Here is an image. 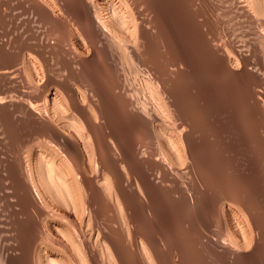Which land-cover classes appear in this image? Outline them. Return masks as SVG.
Segmentation results:
<instances>
[{"label":"bare ground","instance_id":"1","mask_svg":"<svg viewBox=\"0 0 264 264\" xmlns=\"http://www.w3.org/2000/svg\"><path fill=\"white\" fill-rule=\"evenodd\" d=\"M213 2L237 31L205 0H0V264H263L264 0Z\"/></svg>","mask_w":264,"mask_h":264},{"label":"rangeland","instance_id":"2","mask_svg":"<svg viewBox=\"0 0 264 264\" xmlns=\"http://www.w3.org/2000/svg\"><path fill=\"white\" fill-rule=\"evenodd\" d=\"M213 1H214V0H211V1H210V0H205V5H207V7L204 8L205 13H206L207 15H209L210 17H214V18L219 19V21H222V20H223V22L226 23V24H225V27L227 26L226 29H227V28L232 29V27H233V30H234V31H237V27H238V25L235 27V24H237V23H236V21H235L236 19L233 18L234 15L231 14V15H232V16H231V15L229 14L230 16H228V17H229V19H231V17H232L231 20H229L227 17H224V16H227V15H222V12H223L224 9H223L222 7H221V8H220V7H217V4L219 3V1H218V3H215L216 6H215V4H213V3H214ZM216 1H217V0H215V2H216ZM218 6H219V4H218ZM219 8L221 9L220 11H218ZM208 9H209V12H208ZM216 9H217V10H216ZM206 10H207V12H206ZM214 10H215V11H214ZM217 11H218V12H217ZM214 12H215V13H216V12H217V13H220V12H221V13H220L221 15H220V14L217 15V13L215 14ZM208 13H209V14H208ZM211 15H212V16H211ZM221 16H222L223 18H226L225 21H224V19H223ZM220 18H221L222 20H221ZM234 19H235V20H234ZM228 22H229V23H228ZM233 22H234V24L232 25ZM227 23H228L229 25H232V27H231V26H228ZM230 27H231V28H230ZM235 28H236V29H235ZM217 30H218V32L221 33V31H219V27H218V29H216V31H217ZM193 31H194V32H193ZM193 31L190 32V33H191V35H192V33H194L192 37H196L199 33H198V34L196 33L197 30H196V31L193 30ZM197 32H198V31H197ZM190 33H189V35H190ZM195 33H196V34H195ZM216 33H217V32H216ZM194 35H196V36H194ZM197 55H198V54H197ZM198 56H199V55H198ZM195 71H196V74H201V73H199L200 70H199V72H198V70H195ZM210 73H211V72H210ZM210 73H208V74L210 75ZM202 74H203V73H202ZM202 74L200 75L201 77H202ZM208 74H207V76H208ZM203 76H204V75H203ZM210 77H211L212 79H211ZM207 80H209V82H208ZM211 80H213L212 73H211L210 76L207 77V79L205 80V82H204L203 80L201 81L202 83H201V85L198 86L199 89L197 88V90L200 91V90H203V89H209V88H211V87L213 86V85H212V82L214 81V80H213V81H211ZM207 82H208V83H207ZM203 83H204L205 88H204L203 85H202ZM206 84H207V85H206ZM213 84H214V83H213ZM209 85H211V86H209ZM207 86H209V87H207ZM206 87H207V88H206ZM201 88H203V89H201ZM235 88H236V89H235ZM232 89H234L235 91L232 90ZM239 90H240V89H239L238 87L232 85V86H231V89H230V93L232 94V92H233V95H234V94L238 93ZM106 91H107V90H106ZM231 91H232V92H231ZM107 93H108V95L106 94L107 99H108L109 97H110V99H111V96L109 95V92H107ZM193 93H194V94H193ZM191 94H192V95H195V92L192 91ZM112 99H113V98H112ZM112 99H111V100L108 99V100L111 101V103H112ZM113 100L116 101V98L114 97ZM235 102L239 103L238 101H235ZM115 103H116V102H115ZM115 103H114V104H115ZM231 103L233 104V106L235 105L236 108L238 107L237 104H235L234 102H231ZM241 103H242V102H241ZM112 104H113V103H112ZM238 105H240V106H242V107H245V105H243V103H242V104L239 103ZM239 118H240V119H239ZM233 120H234V121L236 120L235 122H236V124L238 123V125H240L239 127H243V128H245L244 130H247L248 125L246 124V126H245V123H247L246 120H248V119H246L244 116H241V115H240V116H237V118H235V119L233 118ZM233 120H232V122H234ZM227 121H228V120H227ZM248 121H249V120H248ZM235 122H234V123H235ZM226 123H227V122H226ZM248 123H249V122H248ZM228 125H229V124H228ZM238 125H237V126H238ZM229 126H230V125H229ZM243 128H240V130H243ZM240 130H239V131H240ZM236 140H237V139H236ZM236 140H234V142H237V141H238L237 143L240 144V145L242 144L243 147L239 145V147H238V149L236 150V152H235L234 155H239V154H241L242 152H243L242 155H244V154H245V155H253V154H254L253 152H255L254 150H256V151L259 150V153H260V154H263V153H264V151H262V150H261V151H262L263 153H261V151H260L259 148L256 149V148L254 147V145H252V143H251L250 141H248V143H247V142H244V144H243L241 141H239V140L236 141ZM239 142H240V143H239ZM249 142H250V144H251V149L248 148V147L250 146ZM247 144L249 145V146L247 147L248 150H247V148H244V147L247 146ZM253 148H254V150H252ZM241 149H243V150H241ZM244 149H245V150H244ZM250 150H252L253 152L251 153ZM240 151H242V152H240ZM248 151H249V152H248ZM245 152H246V153L248 152V153L246 154ZM237 153H238V154H237ZM256 153H257V152H256ZM235 157H236V156H235ZM235 159H236V158H235ZM253 163H255V162H253ZM253 163H249V164H247L246 166H245V164L243 165V163H240V164H242V167L245 166L244 169H247V168H248L247 170H248V171L250 170L251 177H250V179H243V180H240L242 183H239V184H240L241 186H243V184H246V185H244L243 187L246 188L247 185H248L249 189H250V187H251V190H253L252 192H255V191H256L255 193H253V194H255V196L253 195V196L255 197V198H253V200H254V202H255L256 205H257V204H258V205H262V207H263V206H264V203L261 202V201L264 200V196H263V195H264V174H263V173H264V172H263V171H264V166H263V165H264V164H263L264 162L256 161L255 164H253ZM257 163L259 164V167H258ZM250 164H251V165H250ZM252 164L254 165V167H253ZM260 164H261L262 166H261ZM235 165H236V167H237V166L239 165V163L237 162V163H235ZM239 166H240V165H239ZM238 168H241V166L238 167ZM258 168H260V169H258ZM262 169H263V171H262ZM251 170H255V171L257 170V171H256L257 173H254V172L251 171ZM261 171H262L263 173H262ZM224 174L228 176L230 173H228V172H224ZM255 174H256V175H255ZM260 174H261V175H260ZM257 175H260V176H259L260 178H259ZM253 176H254V177H253ZM252 177H253V178H252ZM249 180L252 181V183H251ZM240 181H239V182H240ZM244 181H246L248 184H247L246 182H244ZM243 182H244V183H243ZM255 182H256V183H255ZM253 183H254V185H253ZM260 183H261V185L263 184L262 187H261ZM256 184H257V185H256ZM252 185H253L254 187H253ZM256 186H257L258 190L256 189ZM258 186H259V187H258ZM260 187H261V189H260ZM252 188H253V189H252ZM260 191H261V192H260ZM262 191H263V195H262ZM256 193H257V194H256ZM258 193H259V195H258ZM260 194H261V195H260ZM216 195H217V194H216ZM257 195H258V196H257ZM259 196H260V198H259ZM261 196H263V197H261ZM256 197H258V198H256ZM255 199H256V200H255ZM258 199H260V200H258ZM258 207H259V209L261 208V206H258ZM185 235H186V234H185ZM184 237H186V236H184ZM184 237H183V238H180V240L183 239V240H181V242H183V241L185 240ZM188 241H189V238L186 237V242L184 241L183 243H186V245H188V244H187ZM188 243H189V242H188ZM184 245H185V244H184ZM186 245L184 246V249H183V250L185 251L184 253H187V252H188V254H194V253H191L192 251H194V249H193L192 251L189 250L190 247H191V249H192L193 247L190 246V245H188V248H187ZM189 246H190V247H189ZM185 248H187V249L185 250ZM186 251H187V252H186ZM189 251H190V252H189ZM204 254H205V253H204ZM263 264H264V261H263Z\"/></svg>","mask_w":264,"mask_h":264}]
</instances>
